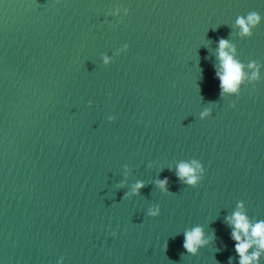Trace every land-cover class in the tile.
<instances>
[{
    "label": "water",
    "instance_id": "1",
    "mask_svg": "<svg viewBox=\"0 0 264 264\" xmlns=\"http://www.w3.org/2000/svg\"><path fill=\"white\" fill-rule=\"evenodd\" d=\"M221 38L264 65V0H0V264H237L224 217L243 200L264 219V66L221 97ZM192 159L196 188L175 174ZM196 225L215 239L191 255Z\"/></svg>",
    "mask_w": 264,
    "mask_h": 264
},
{
    "label": "clouds",
    "instance_id": "2",
    "mask_svg": "<svg viewBox=\"0 0 264 264\" xmlns=\"http://www.w3.org/2000/svg\"><path fill=\"white\" fill-rule=\"evenodd\" d=\"M123 13V16H120V8H117L115 13L109 14L119 16L120 22H122L123 17L130 14V9L125 7ZM261 19V16L257 12H251L246 17H238L236 24L240 29V36L252 37L254 34L253 30L259 26ZM217 45L220 66L215 69V75L220 81V95L224 97L226 94H229L238 97L245 81L250 83L259 81L260 67L264 65H258L255 61L250 62L248 68L253 71L249 75L243 71L244 66L242 63L235 59L236 49L229 40L221 38L217 41ZM128 47L127 44H124L114 51L112 55L103 53L100 56L102 64L104 66L111 65L114 57L126 52ZM88 103L89 107H91L93 102L90 100ZM230 106L234 108L235 104ZM212 113L213 109L211 106L205 107L199 113V118L204 120L210 117ZM107 119L111 123L115 121L116 117L109 115ZM124 168L125 172H127L128 165H124ZM175 174L177 179L185 186L196 188L204 180L206 169L200 160L192 159L191 161H181L178 163L175 168ZM156 184L165 194L170 193L167 177L158 179ZM123 186V183L118 185V187ZM144 187L143 181H136L131 186L130 191L124 193L123 198L127 199L131 196L140 195V191ZM160 214L161 208L158 204L151 206L146 213L151 218L159 217ZM224 220L230 228V239L234 242V251L238 257L237 264H260V257L264 255V219H257L253 222L248 215L245 201L239 200L236 203V209L230 215H226ZM112 235L115 237L117 233L113 232ZM183 236V248L191 255H198L201 248L206 247L215 239V233L213 232L211 235H208L202 225H196L191 229L185 230ZM56 264H64V257H60L56 261ZM229 264H232L231 258H229Z\"/></svg>",
    "mask_w": 264,
    "mask_h": 264
}]
</instances>
